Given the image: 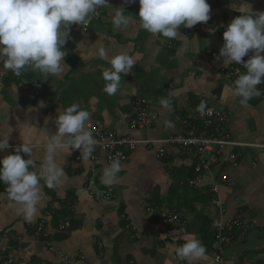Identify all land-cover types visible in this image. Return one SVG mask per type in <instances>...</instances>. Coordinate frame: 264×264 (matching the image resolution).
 Listing matches in <instances>:
<instances>
[{
    "label": "crops",
    "instance_id": "crops-1",
    "mask_svg": "<svg viewBox=\"0 0 264 264\" xmlns=\"http://www.w3.org/2000/svg\"><path fill=\"white\" fill-rule=\"evenodd\" d=\"M208 3L211 12L207 23L190 29L181 26L178 39L168 40L140 27L138 0L134 4L109 0L112 7L108 6L88 29L70 27L63 49L70 68L62 76L44 80L30 69L20 77L9 71L0 80V134L10 136V147L0 152V159L15 154V148L26 141L36 145L34 159L39 169L47 142L42 132L55 134L54 120L59 111L74 102L89 111L90 125L145 140L180 133L182 127L174 117H194L203 101L205 109L212 108L227 117L230 141L237 144L228 151L239 156L236 166L222 160L207 176L206 187L198 191L200 195L181 194V186L176 185L171 205L187 207L181 211L163 210L180 214L181 222L169 226L158 212L149 210L170 192L174 182L171 167L181 174L191 169L194 158L188 150L167 148L166 155L159 158L154 150L140 145L123 164L122 179L112 187L100 180L103 167L108 164L104 159L96 164L91 159L85 163L82 158L78 160L80 150L66 157L58 154V162L66 173L64 184L51 190L43 188L39 213L32 222L6 206V186L0 182V247L8 248L12 264H65V257L69 258L67 264H187L176 255V248L192 236L207 249L206 258L193 264H264V95L242 106L240 98L226 87L238 78L231 74L238 65L225 67L222 57L216 59L225 43L223 32L240 15L236 7L247 4L253 12H261L264 0ZM121 6L135 17L125 30L115 29L112 24L113 7ZM94 45L106 49V59L90 51ZM121 52L134 56L136 64L127 75H121V90L109 96L103 90L102 72L111 67L110 59ZM253 54L250 51L244 59ZM130 87L136 88L135 95ZM258 88L264 93V84ZM172 90L177 95L170 97L169 111L161 107L159 100L168 97ZM138 99L148 102L159 114L151 129H131L136 114L134 102ZM41 101L43 108L39 107ZM165 121L172 126L167 127ZM211 182L220 184L216 196L219 208L210 193ZM189 205H193V211ZM237 218L246 227L243 232L234 231L235 245L225 250L221 262L216 263L214 223ZM65 222L70 227L62 230ZM207 228L212 230L209 243L204 236ZM1 254L0 262L5 264L6 257Z\"/></svg>",
    "mask_w": 264,
    "mask_h": 264
},
{
    "label": "clouds",
    "instance_id": "clouds-1",
    "mask_svg": "<svg viewBox=\"0 0 264 264\" xmlns=\"http://www.w3.org/2000/svg\"><path fill=\"white\" fill-rule=\"evenodd\" d=\"M136 2L137 0H124L126 4ZM138 2L140 27L168 40L178 39L181 26L190 29L210 20L211 6L208 0ZM108 6H111L108 0H0L2 68L17 77L30 69L39 73L44 80L50 76L59 78L70 68L65 63L67 52L63 50L69 40L70 27L80 25L85 29L94 18L100 16V9ZM247 6L241 4L236 7L240 15L236 16L223 32L225 43L216 57L217 60L223 58L225 67L243 64L246 71L241 73L237 69L238 78L226 87L240 98L239 103L245 107L251 99L264 95L258 88L264 84V11L253 12ZM113 8L115 12L112 24L115 29L125 30L135 22V17L127 14L123 6ZM95 45L90 51L106 59V49L97 48ZM250 51L254 54L244 62V57ZM135 64V57L127 52L114 55L110 59L111 67L102 72L105 81L104 92L109 96L116 95L122 87L121 75H127ZM130 88L132 95H135L136 88ZM176 95V90L170 91L168 97L159 100V104L163 109L170 111V97ZM39 107H45L43 101ZM199 110H205V102H201ZM207 111L211 114L213 109L208 108ZM89 121V111L82 109L79 103L74 102L62 112L59 111L54 120L56 133L48 135L42 132L46 135L47 142L43 145L44 154L39 169L34 159L36 145L26 141L15 148V154L0 159V182L6 186L8 208L16 209L27 222L36 218L43 199V188L51 190L64 184L66 173L58 162V154L66 157L71 155L72 151L80 150L82 161L87 163L95 151L99 141L94 138V130ZM47 123L46 119L45 124ZM165 125L172 126L169 121H165ZM9 138L6 133L0 134V152L9 149ZM21 153L26 154L28 158H23ZM123 169L120 154L117 153L111 162L103 167L101 183L108 187L117 185L122 179L120 173ZM69 227L70 223L65 222L62 230ZM176 255L187 264H193V261L206 258L207 249L201 240L192 236L176 248Z\"/></svg>",
    "mask_w": 264,
    "mask_h": 264
},
{
    "label": "built area",
    "instance_id": "built-area-1",
    "mask_svg": "<svg viewBox=\"0 0 264 264\" xmlns=\"http://www.w3.org/2000/svg\"><path fill=\"white\" fill-rule=\"evenodd\" d=\"M106 8L100 9V16L94 18L93 20L100 18ZM91 23L85 28V30L89 28ZM248 59L249 58L244 59V62ZM2 67L3 65L0 67V80L3 79L9 72L5 71ZM237 69L242 72L244 69L243 64L238 65V67L235 68L231 74L237 75ZM134 104L136 107V114L131 121V129L137 131L151 129L159 118L158 112L145 100L138 99L134 102ZM175 120L179 122L182 127L180 133L164 139L145 140H138L131 135L120 136L115 132H109L100 126L91 124V128L94 130V138L97 139L99 143L90 159L95 164L101 159H104L109 164L111 159L119 153L122 164H124L140 145L154 150L159 158H163L166 155L167 148L186 149L191 152L197 164V178L189 184L195 189L206 187L207 176L210 173L208 171L214 169L216 166H219L222 160H224L222 163L228 161L233 166H236L239 156L234 152L228 151V148L236 146L237 144L235 145L233 141H230V137L226 129L227 117L225 114L214 110L211 114H209L207 109L202 112L198 107L195 110L194 117L181 119L176 116ZM195 120L202 123V125L207 129V132L197 134V128L194 124ZM78 160H81V154H79ZM209 187L210 193L215 196L214 204L219 208L220 203L217 201L216 196L219 195L220 184L211 182L209 183ZM150 211L152 212V210ZM221 213H224L223 209H221ZM172 222L179 223L180 216L178 214L171 215L168 218H164L163 223L169 224ZM214 227L217 229L214 241L215 262L220 263L225 250L235 245L234 231L237 229L240 232H243L246 225L239 218H237L227 222L215 221ZM2 233L3 231L1 232L0 230V235ZM7 251L8 248L0 247V252L2 253L1 255L6 257L5 264H12L13 258L7 253ZM68 260L69 258L65 257L64 263L67 264Z\"/></svg>",
    "mask_w": 264,
    "mask_h": 264
},
{
    "label": "trees",
    "instance_id": "trees-1",
    "mask_svg": "<svg viewBox=\"0 0 264 264\" xmlns=\"http://www.w3.org/2000/svg\"><path fill=\"white\" fill-rule=\"evenodd\" d=\"M194 124H195V126L197 128V132H196L197 134L203 133V132H207V129L199 121L195 120ZM189 153L191 154L190 151H189ZM196 165L197 164H196V161H195V158H194V163L192 164L191 169L185 174H181L179 171H178V173H176V170L174 169V167H171L169 172L173 175V178H174L173 185H175V186L173 187V185H172V187L170 189V192H168L167 196L162 198V200H158L157 203L156 202L153 203L154 206L151 208L152 212L155 211V212L159 213L160 219L163 222H164V218H168L171 215L178 214V213H175V212L171 213V212L166 211V210L163 211L165 208H169L171 210H175L177 208L178 211H181L182 209L187 207V205H171L172 196H173V193L176 190V185H179L181 187H186V188L190 189L192 194L200 195V193L198 191H201L203 188L195 189V188H193V187H191L189 185L191 181H194L197 178ZM212 171H213V169H211L208 172L213 173ZM189 195H191V194L189 193ZM207 198H209V197L207 196L206 199ZM189 209H191L193 211V205H189ZM178 215H180V214H178ZM180 222H181V220H180ZM207 222H208V226H209L210 225V221L207 220ZM179 223L172 222V223H169L168 225L171 226V225H176V224H179ZM211 231H212L211 228H207L206 231H205V234H204V236L207 239L208 243L212 241V239L210 240V237H211V233L210 232ZM203 232H204V230H203Z\"/></svg>",
    "mask_w": 264,
    "mask_h": 264
},
{
    "label": "rangeland",
    "instance_id": "rangeland-1",
    "mask_svg": "<svg viewBox=\"0 0 264 264\" xmlns=\"http://www.w3.org/2000/svg\"><path fill=\"white\" fill-rule=\"evenodd\" d=\"M179 190H180L181 194H182L183 192H188V193L191 192L190 189H188V188H186V187H181ZM213 252H214V250H213ZM214 258H215V252H214Z\"/></svg>",
    "mask_w": 264,
    "mask_h": 264
},
{
    "label": "water",
    "instance_id": "water-1",
    "mask_svg": "<svg viewBox=\"0 0 264 264\" xmlns=\"http://www.w3.org/2000/svg\"><path fill=\"white\" fill-rule=\"evenodd\" d=\"M3 64V60L2 59H0V66Z\"/></svg>",
    "mask_w": 264,
    "mask_h": 264
}]
</instances>
